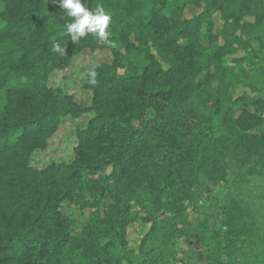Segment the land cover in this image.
I'll return each mask as SVG.
<instances>
[{
	"label": "trees",
	"instance_id": "16d2710c",
	"mask_svg": "<svg viewBox=\"0 0 264 264\" xmlns=\"http://www.w3.org/2000/svg\"><path fill=\"white\" fill-rule=\"evenodd\" d=\"M86 3L111 13V43L72 42L58 0H0V264L153 263L158 233L199 264H264V219L228 189L235 170L264 174V0ZM98 49L111 60L85 75L89 105L50 83ZM84 117L73 157L34 163Z\"/></svg>",
	"mask_w": 264,
	"mask_h": 264
},
{
	"label": "rangeland",
	"instance_id": "374dc122",
	"mask_svg": "<svg viewBox=\"0 0 264 264\" xmlns=\"http://www.w3.org/2000/svg\"><path fill=\"white\" fill-rule=\"evenodd\" d=\"M198 12L197 10H188V14L192 15ZM221 25V21H217V26ZM111 60V51L109 49H98L96 51L84 50L80 52L71 66L67 69L55 70L50 77V83L65 87L66 91L75 95L77 101L82 104L89 105L91 103V92L84 87L85 75L90 72L97 64L102 61ZM86 123V118L69 119L63 123L57 133L52 137L49 147L42 151H37L34 157V163L37 166H44L53 160L61 158L70 159L73 157V145L75 139V129L78 126H83ZM246 168L240 171H233L230 176L228 189L235 195H240L249 200L253 207L259 212L264 219V174L255 176L245 172ZM244 173V174H243ZM69 211L74 215L78 224L76 230L80 232L83 227V219L81 212L76 207H72ZM191 216L202 214L209 211L208 207H196ZM149 230V225L142 222H136L129 228L130 242L133 247H137L142 237ZM150 255L156 261L145 264H199L196 257H194V250L185 243L178 241L176 248L172 245L167 246L163 241L161 233H158L148 245ZM197 251H202L201 247H197ZM161 257L162 263L157 260ZM134 264H140L138 258H134Z\"/></svg>",
	"mask_w": 264,
	"mask_h": 264
},
{
	"label": "clouds",
	"instance_id": "9594fccd",
	"mask_svg": "<svg viewBox=\"0 0 264 264\" xmlns=\"http://www.w3.org/2000/svg\"><path fill=\"white\" fill-rule=\"evenodd\" d=\"M58 7L67 11V15L73 18V22L67 24L66 35L74 43L81 38H85L88 34H94L100 42L111 43L109 40V25L112 20L111 13L106 12L102 5H97L94 10L87 7L86 0H58ZM52 50L64 55L65 48L60 43L52 45ZM95 81L96 72L90 73Z\"/></svg>",
	"mask_w": 264,
	"mask_h": 264
}]
</instances>
